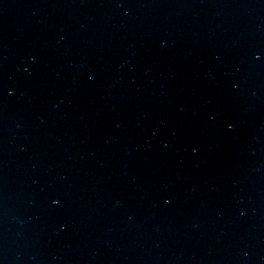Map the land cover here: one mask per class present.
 I'll return each instance as SVG.
<instances>
[{
	"label": "water",
	"instance_id": "obj_1",
	"mask_svg": "<svg viewBox=\"0 0 264 264\" xmlns=\"http://www.w3.org/2000/svg\"><path fill=\"white\" fill-rule=\"evenodd\" d=\"M0 264H264V0H0Z\"/></svg>",
	"mask_w": 264,
	"mask_h": 264
}]
</instances>
